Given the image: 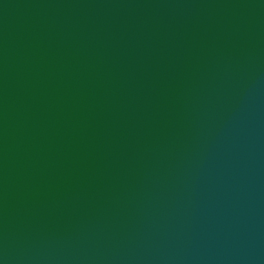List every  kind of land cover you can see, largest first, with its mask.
Listing matches in <instances>:
<instances>
[{
  "label": "water",
  "instance_id": "95a60500",
  "mask_svg": "<svg viewBox=\"0 0 264 264\" xmlns=\"http://www.w3.org/2000/svg\"><path fill=\"white\" fill-rule=\"evenodd\" d=\"M0 264H264V0H0Z\"/></svg>",
  "mask_w": 264,
  "mask_h": 264
}]
</instances>
